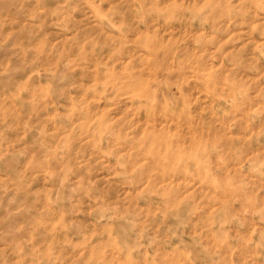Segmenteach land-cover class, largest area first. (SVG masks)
I'll return each instance as SVG.
<instances>
[{
    "label": "clouds",
    "instance_id": "1",
    "mask_svg": "<svg viewBox=\"0 0 264 264\" xmlns=\"http://www.w3.org/2000/svg\"><path fill=\"white\" fill-rule=\"evenodd\" d=\"M0 264H264V0H0Z\"/></svg>",
    "mask_w": 264,
    "mask_h": 264
}]
</instances>
